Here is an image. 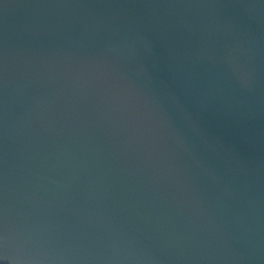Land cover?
<instances>
[{
  "label": "water",
  "instance_id": "water-1",
  "mask_svg": "<svg viewBox=\"0 0 264 264\" xmlns=\"http://www.w3.org/2000/svg\"><path fill=\"white\" fill-rule=\"evenodd\" d=\"M0 264H264V0H0Z\"/></svg>",
  "mask_w": 264,
  "mask_h": 264
}]
</instances>
